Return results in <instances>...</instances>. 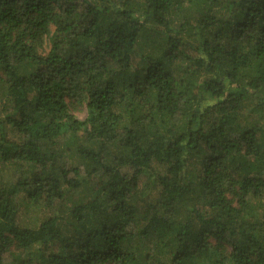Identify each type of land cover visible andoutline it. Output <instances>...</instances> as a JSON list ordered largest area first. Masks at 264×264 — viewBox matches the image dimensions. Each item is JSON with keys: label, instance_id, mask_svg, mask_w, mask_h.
I'll return each mask as SVG.
<instances>
[{"label": "trees", "instance_id": "trees-1", "mask_svg": "<svg viewBox=\"0 0 264 264\" xmlns=\"http://www.w3.org/2000/svg\"><path fill=\"white\" fill-rule=\"evenodd\" d=\"M0 85V264H264V0H0Z\"/></svg>", "mask_w": 264, "mask_h": 264}, {"label": "rangeland", "instance_id": "rangeland-1", "mask_svg": "<svg viewBox=\"0 0 264 264\" xmlns=\"http://www.w3.org/2000/svg\"><path fill=\"white\" fill-rule=\"evenodd\" d=\"M2 91H4V86H1L0 85V92H2ZM1 97H2V95L0 94V105H1V102H4L2 99H1ZM0 111H1V106H0ZM72 111H73V114L77 117V118H79V119H81V120H83L85 117H86V108L85 107H83V108H76L75 106H72ZM85 192V190L84 189H81V190H78V191H76L74 194H73V197L76 199V198H78L81 194H83ZM31 213H29L28 214V219H32V216H33V214H32V211H30ZM9 263V260L7 261V263L6 264H8Z\"/></svg>", "mask_w": 264, "mask_h": 264}]
</instances>
